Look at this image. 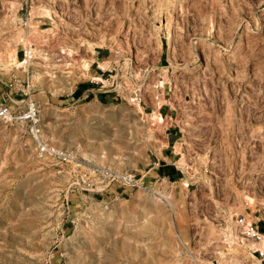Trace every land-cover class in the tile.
<instances>
[{"label":"rangeland","instance_id":"374dc122","mask_svg":"<svg viewBox=\"0 0 264 264\" xmlns=\"http://www.w3.org/2000/svg\"><path fill=\"white\" fill-rule=\"evenodd\" d=\"M119 2L118 20L94 26L104 71L71 56L72 73L53 77L36 60L34 85L9 87L31 95L42 138L70 157L40 154L26 123L0 120V264H260L230 215L203 216L246 200L264 225V0ZM9 6L0 0L4 81L31 62L16 58ZM215 148L232 156V203L185 187L190 158ZM161 151L174 176L152 167Z\"/></svg>","mask_w":264,"mask_h":264},{"label":"built area","instance_id":"2783aa9c","mask_svg":"<svg viewBox=\"0 0 264 264\" xmlns=\"http://www.w3.org/2000/svg\"><path fill=\"white\" fill-rule=\"evenodd\" d=\"M59 1L61 0L17 1L18 6L12 18L14 26L19 30L16 52L20 53L19 58L21 60L27 57L31 62H27L25 67L22 66L24 68L23 78L11 76L6 81L0 78V120L10 123H26L32 136L37 141L40 154L47 153L60 159L68 160L70 153L67 150L48 144L42 138L40 113L37 102L23 89V94L26 96L21 99H13L11 97V91L9 90L10 86L34 85V76L30 67L36 60H39V63L43 62V65H47L50 68V71L47 73H51L53 77L58 73H63L64 76H69V73H72L68 69V65L70 64H67L71 63V61L67 60V58L76 56V51L67 46L62 47V45L54 42L55 38L59 35L58 30L53 31L48 29L45 31L49 28L48 26L56 21L54 17L61 13ZM68 8L66 11H68ZM53 45L56 49L52 48ZM69 50H71L70 53ZM12 67L16 69L15 65ZM104 69L101 70L104 71ZM73 84L77 86V84ZM20 102L23 103L19 104ZM193 156L196 155L194 154ZM190 163L194 166V158L190 159ZM201 170L207 171V165H201L196 170H191L190 172L192 173L190 174L195 177V172L198 174ZM121 176L127 183H137L133 173H125ZM185 185H188V182ZM255 213L256 209L252 210L248 202L244 200L242 208L236 211H224L220 216L230 215L233 218L239 232L250 242L251 246L249 249L251 252L258 258L260 264H264V230L259 223L260 218L253 219V214Z\"/></svg>","mask_w":264,"mask_h":264},{"label":"crops","instance_id":"0c3cea01","mask_svg":"<svg viewBox=\"0 0 264 264\" xmlns=\"http://www.w3.org/2000/svg\"><path fill=\"white\" fill-rule=\"evenodd\" d=\"M6 1L10 3L9 10H13L17 1ZM12 3L13 5H11ZM59 3L61 13L54 17L56 21L52 25L48 26L49 28H47L45 31H47L48 29L53 31L58 30L59 35L55 38L54 42L59 45H67V47L74 49L76 51V58L80 57V55H83V58H86L87 60L89 59L90 66L88 70L90 72L93 63H96L98 69L108 67L109 65L106 66L107 59H104V55L102 54V52L104 51V46L101 43L102 38L100 34L103 29H100L99 31L94 26L101 25L102 28L107 27L110 26V22L113 19H119L121 10L119 0H115L114 4H111L108 0H61L59 1ZM101 3H103L102 6H100ZM67 8L68 11H66ZM107 11H109V13H107ZM110 12H114L115 18L111 17ZM15 55L16 58H19L20 53L16 52ZM101 74L102 73L98 72V75L100 77L102 76ZM99 76L94 75V77L98 80L91 81H95L97 83L99 80H102V77L100 79ZM93 91H99V89L91 84L90 86L82 87L79 95L85 94V92L89 93ZM167 127L169 129V131L167 132V143L168 145L172 146L169 142H174V146L179 138L178 130L175 129L176 124H172V128H170L169 126ZM216 138L217 137H214L215 140ZM221 155L222 153L220 152V150L215 148L214 150H210L207 154L200 153V156H194V166L197 168L201 165H207V171H199V176L195 172V177L188 173V185H185V187H187V189H189L190 187H194L193 192L196 191V193L198 194L204 189L207 193V196H209V200L206 199L207 202L215 203V200L219 202H225V198V200L228 199L230 203H232L235 196L233 192L234 188L232 184V177V183L230 182L227 186L224 185V183H226L224 179H230V176H228L227 174L228 171L231 170L230 164L232 163V156L230 154H227L226 158L225 156L222 158ZM156 159L157 161H153L152 167L158 165V169L165 177L169 178L170 176L175 175V170L171 168V166H167V163L171 162L168 153L164 154V152L161 151L160 156H157ZM165 165L166 167H164ZM225 172H227V174H225ZM225 187H228L226 188V190L230 192H226ZM224 190L226 194H221V192H224ZM225 210V208L219 206L218 210H214L212 213L204 212L203 217H220V215Z\"/></svg>","mask_w":264,"mask_h":264},{"label":"bare ground","instance_id":"6f19581e","mask_svg":"<svg viewBox=\"0 0 264 264\" xmlns=\"http://www.w3.org/2000/svg\"><path fill=\"white\" fill-rule=\"evenodd\" d=\"M173 30H171V32H170V38H171V36L173 35ZM26 59H28L29 61H31L29 58H25L24 60H22V62L23 61H25ZM27 63V62H26ZM26 63H23V64H25L26 65ZM108 64V61H107V63H106V65ZM25 65H24V67H25ZM110 65V64H109ZM2 68L4 69V71H5V67H4V64H3V61H1V58H0V69L2 70ZM11 69H9L7 72H6V74L10 71Z\"/></svg>","mask_w":264,"mask_h":264},{"label":"trees","instance_id":"16d2710c","mask_svg":"<svg viewBox=\"0 0 264 264\" xmlns=\"http://www.w3.org/2000/svg\"><path fill=\"white\" fill-rule=\"evenodd\" d=\"M261 228L264 230V225H261Z\"/></svg>","mask_w":264,"mask_h":264}]
</instances>
